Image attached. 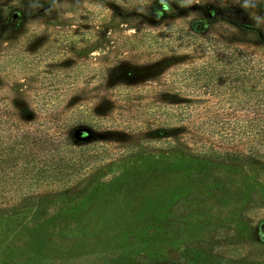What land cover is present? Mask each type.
Instances as JSON below:
<instances>
[{
  "label": "rangeland",
  "instance_id": "rangeland-1",
  "mask_svg": "<svg viewBox=\"0 0 264 264\" xmlns=\"http://www.w3.org/2000/svg\"><path fill=\"white\" fill-rule=\"evenodd\" d=\"M212 9L241 17L213 24L204 12ZM17 11L23 19L14 24ZM241 27L264 35V0H0V55L36 60L31 72L2 71L0 103L14 90L28 98L58 88L81 95L85 119L101 130L146 128L138 115L167 101L162 93L203 97L196 75L229 50L260 61L264 48ZM149 65L129 81L154 80L133 88L106 89L101 78L104 69ZM101 103L106 114L95 116ZM153 146L123 159L121 144L100 147L103 165L71 189L42 191L1 214L0 264H264V162Z\"/></svg>",
  "mask_w": 264,
  "mask_h": 264
},
{
  "label": "trees",
  "instance_id": "trees-1",
  "mask_svg": "<svg viewBox=\"0 0 264 264\" xmlns=\"http://www.w3.org/2000/svg\"><path fill=\"white\" fill-rule=\"evenodd\" d=\"M204 12L213 24L226 23L229 16L234 24V17H241L232 10L225 11L226 15L218 9ZM14 14L12 23L23 19L21 12ZM201 25L207 24H197L192 30L199 33ZM240 31L256 35L258 45L264 48L260 28L241 27ZM225 58L217 62L218 68L196 75L206 82L208 91L201 93L203 97L199 95L195 101L181 93H162L169 101L159 100L138 115L146 128L135 131L101 130L91 124L78 102L81 95L75 92L56 88L40 96L30 92L31 96L26 98L14 90L11 101L0 103V215L28 206L42 191L50 189L54 195L68 191L97 164L103 165L100 147L108 149L111 144L119 143L129 150L125 156H119L121 159L146 153L154 144H160L165 150L227 164L264 162V56L255 62L244 49H231ZM35 65V58L1 54L0 86L4 79L2 71L12 68L15 73L31 72L30 67ZM151 66L117 69L112 74L104 69L101 78L106 89L133 88V84L154 80L149 73L139 75L134 83L129 81L131 76L141 73L140 69ZM213 96L218 101L211 105ZM221 99L226 101L220 102ZM99 101L108 102L107 98ZM99 106L95 116L106 114V109H101L104 105ZM85 130L90 139H83Z\"/></svg>",
  "mask_w": 264,
  "mask_h": 264
}]
</instances>
